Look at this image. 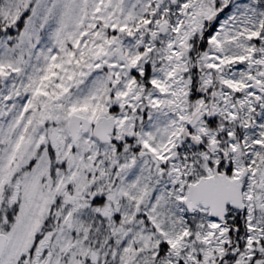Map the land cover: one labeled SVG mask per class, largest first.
<instances>
[{"label": "snow or ice", "instance_id": "obj_1", "mask_svg": "<svg viewBox=\"0 0 264 264\" xmlns=\"http://www.w3.org/2000/svg\"><path fill=\"white\" fill-rule=\"evenodd\" d=\"M0 264H264V0H0Z\"/></svg>", "mask_w": 264, "mask_h": 264}]
</instances>
